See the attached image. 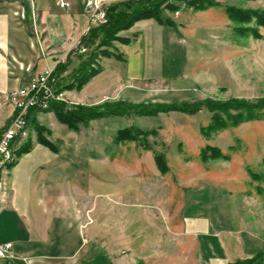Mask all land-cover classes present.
<instances>
[{"label": "rangeland", "instance_id": "obj_1", "mask_svg": "<svg viewBox=\"0 0 264 264\" xmlns=\"http://www.w3.org/2000/svg\"><path fill=\"white\" fill-rule=\"evenodd\" d=\"M99 1L106 10L111 4L129 0H112L108 4ZM216 1V5L199 9L188 7L183 1L177 11L163 10V18L170 17L174 24H159L172 27L175 35L178 30L181 33L179 48L173 46L171 55L166 52L164 79L135 83L119 80L118 100L110 99L109 90L108 97L100 103L89 104L79 98L101 71L99 60L106 57L101 50L114 54L111 50L116 42L119 51L126 43L114 41L110 47H100V38L94 44L81 43L82 36L90 31V13L82 0L86 25L81 36L73 40V50L62 54L59 62L66 64L65 71L55 76L58 88L68 98L67 105L92 106L119 100L180 103L206 98L264 99V25L253 19L247 26L254 27V31L240 29L226 11L227 6H235L264 13V0ZM56 3L53 0V5ZM19 17L25 19L27 10H21ZM31 18L27 25L34 31L35 45L40 48L43 38L37 11L32 10ZM92 50L96 55L93 65L99 72L82 86H76L75 71L79 65L72 69V58L82 61ZM10 59L8 67L13 72L15 65ZM18 88L0 91V120L10 108L14 110L10 95ZM212 114L203 108L192 115L171 111L155 116H109L74 130L81 152L109 160L108 169L93 184L91 199L111 206L104 219L106 233L96 229V236L107 235L108 244L103 249L110 264H230L264 251V113L206 137L200 128L210 123ZM37 120L45 128L49 125L48 119ZM129 126L156 130V135L147 138L150 149L135 141H114L117 130ZM206 145L218 147L230 157L203 161L200 154ZM157 153L164 155L166 172L156 163ZM16 154H20L19 150ZM249 170L262 178L253 179ZM121 198L127 203H119ZM132 200H139L140 204ZM114 206H119V212ZM198 218L204 219V227L193 231L191 222ZM177 238L183 239L186 246L176 245ZM122 257L128 260L122 263ZM134 257L137 260H132Z\"/></svg>", "mask_w": 264, "mask_h": 264}, {"label": "crops", "instance_id": "obj_2", "mask_svg": "<svg viewBox=\"0 0 264 264\" xmlns=\"http://www.w3.org/2000/svg\"><path fill=\"white\" fill-rule=\"evenodd\" d=\"M69 1L72 6L62 8L57 3L53 5V0H0V91L26 85L46 67L55 68L64 52L73 50V40L81 36L87 15L82 0ZM107 1L112 0H104L105 4L109 3ZM21 10H27L25 19L19 17ZM32 10L37 11L39 17L43 38L40 48L35 45L34 31L27 25L32 19ZM174 33L172 27L160 25L153 19L140 20L123 31L121 36L127 38L128 43L122 44L119 51V42H116L111 50L122 53L123 59L103 57L99 60L101 71L82 90L79 101L98 104L108 97L109 90L113 94L110 93V99L118 100L119 80L135 83L164 79L166 52L171 55L173 46L179 48L181 43L179 30ZM9 59L15 65L13 72L9 71ZM72 60L74 69L81 61L78 57ZM12 111L10 108L8 114L2 116L0 132L10 121ZM33 118L48 119L46 137L56 149L40 143L30 123V149L17 155L4 177L0 244L10 242L13 249L0 264H110L103 245L108 244L104 219L111 206L106 201L91 199L93 184L99 182L100 175L108 169L109 160L81 152L78 134L61 123L53 111H32ZM102 119L90 121L89 126ZM26 140L19 143V148ZM126 201L119 199V203ZM132 203L140 204L139 200ZM114 208L119 212V206ZM204 222L203 218L195 219L190 227L193 231L203 228ZM96 229L105 232L96 236ZM175 244L186 246L181 238H177ZM125 259L128 260L122 257L120 261L124 263Z\"/></svg>", "mask_w": 264, "mask_h": 264}, {"label": "trees", "instance_id": "obj_3", "mask_svg": "<svg viewBox=\"0 0 264 264\" xmlns=\"http://www.w3.org/2000/svg\"><path fill=\"white\" fill-rule=\"evenodd\" d=\"M185 1L186 6L194 9L206 8L218 4L216 0H129L111 4L106 8L107 21L101 25L94 26L88 34L81 38L83 44H94L96 38H100V47H110L114 41H122L128 43L127 38L119 35L122 30L129 29L137 21L143 19H154L160 24L173 25L174 21L170 17L163 18L162 12L164 9L177 11L180 9V2ZM227 14L233 23L240 29H248L254 31V27L247 26L253 19L258 25H264V13L249 10L235 6L226 7ZM101 54L106 57L114 56L118 59H123L122 53L111 54L109 51L101 50ZM96 58L95 52L92 50L90 54L83 59L77 70L76 86H82L86 81L99 72V69L94 67L93 60ZM66 69V64L60 62L54 68L55 76L63 73ZM58 86V85H57ZM68 85L65 87L67 89ZM60 89V88H59ZM206 108L212 111L211 121L208 125L200 128L201 132L206 136H210L213 132L221 129L238 126L242 122L253 120L262 116L264 113V99L258 101H245L237 98L230 100L221 99H202L193 102H140L132 103L124 100L116 102H105L101 105L85 106L76 104L73 106L67 105L64 101H53L49 110L53 111L57 119L67 125L68 128L78 131L80 125L88 126L90 121L94 119L105 118L109 116L119 115H148L155 116L160 113H168L171 111H179L189 115L195 114L201 109ZM36 130L37 140L47 147L55 150L54 144L46 137L47 128L41 125L35 118L30 120ZM156 135V130H145L139 127L129 126L118 129L114 141L116 143L135 141L142 147L150 149L147 144V138L150 135ZM30 137L25 143L20 146L19 153L22 154L30 149ZM234 149V147H231ZM201 159L203 161L214 160L219 158L228 159L229 154H225L220 148L206 145L201 151ZM156 163L162 172H166L167 166L164 155L157 153L155 155ZM264 164V158H263ZM249 174L253 179L262 178L261 175L249 170ZM264 176V175H263ZM230 264H264V251H259L252 257L237 259Z\"/></svg>", "mask_w": 264, "mask_h": 264}, {"label": "built area", "instance_id": "obj_4", "mask_svg": "<svg viewBox=\"0 0 264 264\" xmlns=\"http://www.w3.org/2000/svg\"><path fill=\"white\" fill-rule=\"evenodd\" d=\"M62 8H69L68 0H56ZM89 11L87 31L93 26L107 21V13L99 0H85ZM54 68L46 67L42 72L31 77L30 81L20 86L10 95L14 110L10 121L0 134V199L5 190V175L17 160L16 151L19 143L30 136L31 113L35 110H47L53 101L67 102L65 91L58 88ZM13 245L10 242L0 244V260L11 255Z\"/></svg>", "mask_w": 264, "mask_h": 264}]
</instances>
